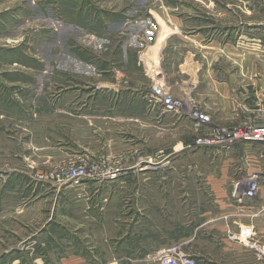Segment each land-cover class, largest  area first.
I'll return each mask as SVG.
<instances>
[{"label": "rangeland", "instance_id": "374dc122", "mask_svg": "<svg viewBox=\"0 0 264 264\" xmlns=\"http://www.w3.org/2000/svg\"><path fill=\"white\" fill-rule=\"evenodd\" d=\"M74 1L0 0V264H46L49 221L61 220L62 200L75 188L38 175L77 157H105L118 170L81 187L95 205L127 186L175 189L181 204L188 191L196 204L213 201L207 177L190 173L183 158L221 154L187 148L194 134L174 125L177 115L164 114L162 131L150 116L148 129L141 125L154 83L207 106L213 125L225 130L254 121L264 106V0H80L83 11ZM189 53L197 69L182 67ZM209 80L227 84L235 105L253 107L224 112L202 96ZM125 97L136 116H108L109 104ZM247 152L258 156L259 148ZM156 153L153 163L139 160ZM261 241L242 261L212 240L219 250L205 244L209 256L202 252L198 264H264ZM79 247L90 255L95 246Z\"/></svg>", "mask_w": 264, "mask_h": 264}, {"label": "crops", "instance_id": "0c3cea01", "mask_svg": "<svg viewBox=\"0 0 264 264\" xmlns=\"http://www.w3.org/2000/svg\"><path fill=\"white\" fill-rule=\"evenodd\" d=\"M188 55L182 67L197 69L198 63L193 60L194 54ZM164 79L166 81L165 74ZM214 83L210 80L206 83L207 91L202 96L217 99L224 112H231L236 107L242 111L253 107L252 101V105L247 102L245 104L244 101L235 105L229 86H216ZM115 100L109 104L108 116L118 115L129 119L136 116L130 112L131 100L128 97L119 106ZM201 106L204 112L211 113L207 106ZM142 113L145 119L143 115L139 114V117L145 130L148 129L150 116L156 131H162L164 114L149 113L145 108ZM171 120L175 126H182L181 129L184 127L186 132L193 133L192 123L188 124L178 116H172ZM183 143L187 142L178 144ZM247 148L256 149V146L239 145L230 151L233 152L230 155L183 158L190 173L200 171L207 177L206 184L210 187V196L213 197L211 203L196 204L193 191L187 193L188 202L181 204L179 191L175 189H132L127 186L114 192L107 191L106 194L112 197L111 203L99 204L101 199L95 205L94 201L89 202L86 199L88 193L85 189L67 191L62 200L65 207H61V220L54 224L49 221L48 239L44 249L46 264H157L159 254L173 247L199 262L197 258L202 252L209 256L205 244H209L207 246H211V250L215 252L219 250L214 249L213 243L216 242L212 240L225 246L226 250L232 249L242 261L250 255L253 258L255 253L251 250L256 248L258 241L264 240V185L252 201L237 203L233 197L236 181L245 179L260 169L257 153L247 152ZM154 159H159L157 153L155 156L139 158L144 163H153ZM165 160L166 158L161 162ZM171 162L172 159L165 161L166 164ZM179 162L180 160H175V164ZM104 200L108 202L107 198ZM243 227L253 229L252 245L231 239V235L238 234ZM84 229L87 233L81 235ZM83 242L94 244L95 247H90L91 251L88 252L90 255L79 247ZM201 242H204V246L199 248ZM261 243L263 244L262 241ZM101 245H106V254L101 251ZM211 255L213 257L214 253Z\"/></svg>", "mask_w": 264, "mask_h": 264}, {"label": "built area", "instance_id": "2783aa9c", "mask_svg": "<svg viewBox=\"0 0 264 264\" xmlns=\"http://www.w3.org/2000/svg\"><path fill=\"white\" fill-rule=\"evenodd\" d=\"M145 100L149 113L160 112V114L177 115L191 120L194 140L187 146L189 149H208L226 155L237 145L259 148L257 156L259 171L253 172L245 179L237 180L233 193L237 203H244L245 200L252 201L257 197L264 185V106L256 111L257 116L254 121L244 123L236 129L225 130L214 126L211 116L192 100L174 97L166 90L162 81L152 85ZM163 154L164 151L158 152L159 156ZM116 171L118 170H114L108 158L101 157L94 160L77 157L56 170L41 173L38 176L43 180H51L79 189L86 182L115 177ZM248 229L241 230L231 239L252 245V240L248 237ZM157 264H198V262L173 247L159 254Z\"/></svg>", "mask_w": 264, "mask_h": 264}, {"label": "trees", "instance_id": "16d2710c", "mask_svg": "<svg viewBox=\"0 0 264 264\" xmlns=\"http://www.w3.org/2000/svg\"><path fill=\"white\" fill-rule=\"evenodd\" d=\"M69 2H70V0H68ZM81 1H83V0H81ZM80 0H75L74 2H75V4L77 5V6H80L81 8H80V11H83V8H84V5H83V3L84 2H81ZM83 5V6H82ZM81 12H79V14H80ZM80 19H83L82 17H80Z\"/></svg>", "mask_w": 264, "mask_h": 264}, {"label": "bare ground", "instance_id": "6f19581e", "mask_svg": "<svg viewBox=\"0 0 264 264\" xmlns=\"http://www.w3.org/2000/svg\"><path fill=\"white\" fill-rule=\"evenodd\" d=\"M160 49H161V47H159L157 51H160ZM156 54H157V52H156Z\"/></svg>", "mask_w": 264, "mask_h": 264}]
</instances>
